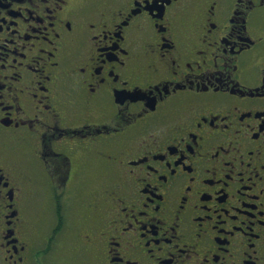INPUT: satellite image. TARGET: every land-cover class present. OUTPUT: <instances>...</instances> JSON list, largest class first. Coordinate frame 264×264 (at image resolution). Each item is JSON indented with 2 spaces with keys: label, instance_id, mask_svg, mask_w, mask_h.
<instances>
[{
  "label": "flooded vegetation",
  "instance_id": "af4514ba",
  "mask_svg": "<svg viewBox=\"0 0 264 264\" xmlns=\"http://www.w3.org/2000/svg\"><path fill=\"white\" fill-rule=\"evenodd\" d=\"M67 229L71 264H264V0H0V264Z\"/></svg>",
  "mask_w": 264,
  "mask_h": 264
},
{
  "label": "rangeland",
  "instance_id": "374dc122",
  "mask_svg": "<svg viewBox=\"0 0 264 264\" xmlns=\"http://www.w3.org/2000/svg\"><path fill=\"white\" fill-rule=\"evenodd\" d=\"M106 153V151H103V155ZM101 157L102 156V151H101ZM86 163V162H85ZM77 165L80 166V164L78 162H76ZM75 165V164H74ZM101 175V173H100ZM102 183L101 185V191H104V187L105 188H110V184H106V182H104V179L101 178ZM104 182V183H103ZM120 181L118 179H115L114 181H111V183H115L118 184ZM123 183H125L124 186H126V182H124V180L122 181ZM122 183V184H123ZM43 203L46 204V210L45 212L47 213L46 215L42 214L40 215V212L38 210V208H35V211L41 216V218L43 219V221L45 222V225L42 226L43 228V232L44 233H49L51 227H52V208L51 205L49 204L48 201H43ZM42 204V203H41ZM68 230V229H67ZM67 230H65L67 232ZM74 229L73 230H68V235L65 236V234H61L60 237H57L59 240L57 241L56 244H52V247L49 248L48 244H46V241L44 240L42 242V244L39 246L40 249H44L43 251L44 253V257H48L49 255L51 256V259L53 260L52 264H71L70 260L72 259V254L75 253L77 254L79 257H81V255L83 256L85 254V252H83V248L84 246L80 247V252H76L75 248H74V244L75 242H73V240H71L73 238L74 235ZM74 257V256H73ZM77 262V261H76ZM78 264V263H75Z\"/></svg>",
  "mask_w": 264,
  "mask_h": 264
}]
</instances>
